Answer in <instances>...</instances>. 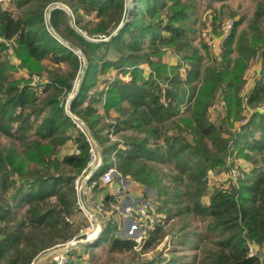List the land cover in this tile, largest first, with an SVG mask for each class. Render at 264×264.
<instances>
[{
	"label": "trees",
	"instance_id": "16d2710c",
	"mask_svg": "<svg viewBox=\"0 0 264 264\" xmlns=\"http://www.w3.org/2000/svg\"><path fill=\"white\" fill-rule=\"evenodd\" d=\"M13 1L15 13L0 9V132L9 138L0 148V264H31L83 227L76 220L73 181L87 165L90 144L75 121L95 141L99 170L114 166L145 192L153 189L151 202L164 215L139 251L133 239L116 236L112 221L103 223L110 251L134 253L121 264H154V258L135 257L164 235L174 241L168 258H156L162 264H264V115L255 111L237 131L231 123L243 108L252 110L264 101V70L247 92L243 86L252 63L264 69V0H257L242 29L243 16L229 10L226 21L224 5L213 10L210 36L217 39L212 47L190 38L187 0ZM53 1L71 8L74 26L107 40L85 39L61 9L45 18L44 9ZM88 16L98 19L93 27L84 19ZM10 42L29 77H12ZM167 50L186 64L184 75L182 65L163 63ZM143 64L150 68L143 70ZM217 96L225 113L212 121L208 110ZM110 132L125 135L111 142ZM68 141L75 151L62 154ZM234 150V157L253 168L245 172L238 165L236 181L228 177L207 193L208 172L229 176L233 163L226 157ZM97 171L88 182L104 188ZM186 249L192 254H179Z\"/></svg>",
	"mask_w": 264,
	"mask_h": 264
},
{
	"label": "rangeland",
	"instance_id": "374dc122",
	"mask_svg": "<svg viewBox=\"0 0 264 264\" xmlns=\"http://www.w3.org/2000/svg\"><path fill=\"white\" fill-rule=\"evenodd\" d=\"M187 1H189L191 3V5H192V10H191L192 14H191V17H190V20H189V24L192 26V29H194V33H190L189 36H190V38L193 39V42L195 44H198L200 41H202V42L208 44L209 47H212V43H214L215 39H217V38H212L210 36V31H211L210 22H211V15L213 14V10H217L218 8H220L221 5H224L225 7L223 9V12H224V17H225L226 21L231 19V17L229 16V10H232V11L236 12L237 13V17L243 16L244 19H243L242 23L239 26L240 29H242V28H246V26H247V24L249 22V19L251 18L252 13L254 12L255 5L257 3V0H187ZM0 9L7 10L9 12H14V13L17 11L15 9V5H14V1L13 0H0ZM53 9H61L63 11L64 15H65V18H67V23L70 24V26H72L81 36H83L88 41L98 42V41L107 40L108 37H105L104 34H102L100 32L92 33V35H91L88 32H86L85 30L79 29L78 27L74 26L73 25V21H74L75 15L73 14L71 8L66 3H64V1H53V2L49 3L45 7L44 16H45V18H48V20H49V17H50V12ZM84 19L85 20H87V19L90 20L89 21L90 27H93L98 21L97 18L89 17V16L85 17ZM228 24H229V22H227L224 32L228 31ZM120 26L117 27L114 31H112L111 34H114L116 30H119ZM51 30L54 33L55 38L60 39L59 35H57L54 32L53 29H51ZM101 35H103L102 38H100ZM7 45H8V47H7L6 51H8V53H9L8 54L9 55V59L12 61V64L16 66L15 67V71L11 72L12 77H14V78H17V77H29L27 71H25L21 67H19V64H18L19 61H18L17 57L14 55V52L12 50V46L15 45V43L14 42H10ZM73 49L75 50V53L81 55L78 48L73 47ZM210 51H211L212 54L215 53L213 50H210ZM162 59H163V63L166 65L167 68L176 66L178 64L182 65V68L180 69V73H182L184 75L185 68H186L185 65L186 64L181 60L180 56L177 55L174 51L167 50L163 54ZM142 67H143V70H146V69L150 68L147 64H143ZM263 70L264 69L261 68V65L259 64V62L252 63L250 65V67L248 68V70L246 71V74L244 76L245 81L243 83V86L245 85L246 80H247V81H249L250 86L252 87L253 77L258 78L259 75H260L259 74L260 71H263ZM80 75H81V71H80L79 76H77L76 81L74 83V88H73L72 92L69 95V97H71V99L73 98L72 95L73 94L75 95L76 91L78 89L79 80L81 78ZM113 76H114V71L111 74V76H108V74L105 75V77L107 79H110L111 77L113 78ZM31 78L33 79V83L34 84L39 82V78L37 76H33ZM215 100H216L215 103L217 104V106H220L221 104H223V105H222L221 109L220 108H214V107L209 108L208 111L210 113V117H211L212 121L217 120L219 117H221L225 113V105H224L225 102L222 101L220 99V97H218V96L216 97ZM263 103H264V101H263ZM260 105H261V103L258 106H256L254 109L256 110V108L259 107ZM245 109H246V107L243 108L242 112L240 113V116H241V118L239 119L240 121L238 120V121L231 122V123H233V126H234L233 130H235V131L240 130V128H237V126L240 125V124L243 125L246 121H248L249 117L253 114L252 113L251 115H249ZM115 113L116 112H114V110L111 111V117L115 116L116 115ZM108 121H110V120H108ZM75 129H77V128H75ZM77 131H79V130L77 129ZM125 134L126 135H130V132L126 131ZM125 134H124V132H120L119 134H117V135L115 134L114 135L113 133L110 132V133H108V138L110 139L111 142H114V141L120 140L121 136L125 135ZM87 136L90 138V140L92 141L93 145L97 149L95 141L91 138V136H89L88 133H87ZM8 144H9V138L6 135H3L0 132V148L2 146H7ZM98 151L99 150L97 149V152ZM64 154H67V153H64ZM235 154H236V151L234 150L233 155H235ZM234 159L236 160L235 162L238 165H241L243 167V170L245 172H247V170L249 171L251 168H253V164H251L250 162L244 161V159L241 158V157H236L235 156ZM211 177H213L214 179H210L208 181L207 193H210L213 188L221 185V183H223V184L226 183V175H224L223 173L218 174L217 176H211ZM146 191L147 192H145L146 195H144V197L146 199H148L149 201H154V199H155L154 192L155 191L153 189H147ZM202 202L204 204L207 203L208 202V197L207 196L204 197L202 199ZM153 205H155V204L153 203ZM155 206H154L155 218L156 217H160V219L161 218L163 219L164 215L156 213ZM76 220H78L81 223H83V226L85 225V219H84V217L82 216V214L80 212H78V215H76ZM76 220H74V222L77 223L78 221H76ZM168 225L169 224H165L164 227L166 228ZM164 227L162 228V231L165 230ZM120 235H121V237L123 239H128L127 238L128 234H127V231H125V229H123V231H122V233ZM173 241H174L173 237H170L169 235H164L163 237H161V238H159L157 240L156 245L151 250H149L148 252H146L144 254H140L139 256L135 257V260H144V259L154 258L155 259L154 264H162L161 262L157 261L156 258L159 255H162V257L168 258L171 255L169 252H170V250L173 247ZM143 243H144V241H142L141 246L143 245ZM136 245L137 244L134 243V250L139 251L141 246L137 247ZM183 253L191 255L192 254V250H187L186 249L183 252H179L180 255H182ZM132 254H134L132 251H129V252H126V253H121L120 255H118L116 257L115 262L122 263L123 261H125V258L128 259Z\"/></svg>",
	"mask_w": 264,
	"mask_h": 264
},
{
	"label": "built area",
	"instance_id": "2783aa9c",
	"mask_svg": "<svg viewBox=\"0 0 264 264\" xmlns=\"http://www.w3.org/2000/svg\"><path fill=\"white\" fill-rule=\"evenodd\" d=\"M229 24H231V22H229ZM102 37L103 35H101L100 38ZM250 87L249 81L246 80L244 92H247ZM222 105L223 104L217 106V104L214 103L211 107L221 109ZM246 111L249 115L255 111L264 114V103H261L256 110L250 109ZM75 126L80 132L87 136L86 130L80 123L75 121ZM87 141L90 144L87 165L82 170L81 174L75 177L73 181L78 196V209L85 219V225L79 229L76 236L72 239L68 240L63 245H58L62 246L64 250L59 254L56 264H68L70 259L69 249L78 243L92 241L95 237L100 235L103 223L109 221V218L114 215L115 211L118 213L120 210V213L128 218L127 238L133 239L134 243L137 244V247L141 246V243L144 241L148 232L154 230L160 220V217L155 218L153 203L146 199L144 195L137 196L130 190H127L128 186L124 184L126 177H123L114 166L99 170L102 166V160L99 157L96 147L88 136ZM235 161L233 154L226 157L227 164L233 163L229 176H226V180L228 177H230L232 181L238 179V170L236 168L238 164ZM96 171L98 172L97 180L101 186L108 187L113 183L117 184V186H115V188L109 193L115 202L113 205V209H115L114 211L105 208L103 198L99 199L94 192V184L88 182L91 175ZM208 175L210 176V179H214L211 176L215 175H213L211 171L208 172ZM122 192H124V200L122 199Z\"/></svg>",
	"mask_w": 264,
	"mask_h": 264
},
{
	"label": "crops",
	"instance_id": "0c3cea01",
	"mask_svg": "<svg viewBox=\"0 0 264 264\" xmlns=\"http://www.w3.org/2000/svg\"><path fill=\"white\" fill-rule=\"evenodd\" d=\"M74 151V142L68 141L63 146L61 153L70 154ZM124 184L128 186L127 190H132L131 192H133L135 195H145V187L141 186L137 182L132 181L131 179L126 177L124 180ZM115 186H117V184L113 183L106 188H94V192L97 197L99 199L103 198L105 208L107 210L112 209L111 211L115 210L113 209V205L115 202L109 193L115 188ZM121 194H123L122 199L124 200V192H122ZM107 202L110 203L108 206L106 204ZM109 219L113 224L116 225V236L122 238L120 234L122 233L123 229L127 231L128 218L124 217V215L120 213L119 210L118 213H116L115 211L114 215ZM108 236L109 234L107 235V233L104 232V228L102 225L100 235L95 237L92 241L78 243L69 249L70 259L68 264H121L120 262H115L116 257L120 255V253L115 250L110 251L108 248ZM62 250H64L62 246H56L55 248H52L37 256L31 264H56L58 256L62 252Z\"/></svg>",
	"mask_w": 264,
	"mask_h": 264
},
{
	"label": "water",
	"instance_id": "95a60500",
	"mask_svg": "<svg viewBox=\"0 0 264 264\" xmlns=\"http://www.w3.org/2000/svg\"><path fill=\"white\" fill-rule=\"evenodd\" d=\"M124 20H125V16H124V18H123V21H124ZM86 65H87V63L84 62L83 67H82V69H81V75H82V73L85 71V69H86ZM81 75H80V76H81ZM72 96H74V94H73ZM70 99H71V97H70ZM99 157L101 158L100 154H99Z\"/></svg>",
	"mask_w": 264,
	"mask_h": 264
}]
</instances>
